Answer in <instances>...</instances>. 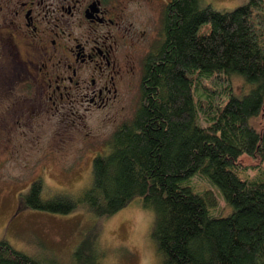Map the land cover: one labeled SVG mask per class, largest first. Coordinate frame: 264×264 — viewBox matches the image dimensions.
Instances as JSON below:
<instances>
[{
	"label": "trees",
	"instance_id": "obj_1",
	"mask_svg": "<svg viewBox=\"0 0 264 264\" xmlns=\"http://www.w3.org/2000/svg\"><path fill=\"white\" fill-rule=\"evenodd\" d=\"M106 146L77 191L36 179L23 194L36 210L96 218L74 250L75 264H100L103 221L133 199L153 214L162 264H264V174L250 178L256 170L240 160L264 167V0L231 10L169 0L137 108ZM197 174L218 188L230 214H211L213 195L188 183ZM0 264L43 263L0 240Z\"/></svg>",
	"mask_w": 264,
	"mask_h": 264
},
{
	"label": "rangeland",
	"instance_id": "obj_2",
	"mask_svg": "<svg viewBox=\"0 0 264 264\" xmlns=\"http://www.w3.org/2000/svg\"><path fill=\"white\" fill-rule=\"evenodd\" d=\"M168 1L158 0L157 5L148 9L132 4L130 13H152L154 29L160 34L162 11ZM246 1L201 0V4L231 10ZM234 85L237 91L246 89L240 79H235ZM137 90L135 86L123 106L118 103L91 111L80 107L67 115L52 110L51 114L32 118L29 126L21 128L11 124L14 116H5L3 127L8 126V131L3 133L0 129V240L43 264H75L74 250L96 218L83 210L68 214L36 210L25 204L23 194L36 179H42L51 189L72 192L85 185L90 180L93 157L106 152L116 127L132 118ZM199 123L205 125L201 116ZM240 160L260 171L257 174L249 170L250 178L263 176L262 161L246 155ZM188 183L196 192L208 191L213 195L216 204L210 208L211 214H230L232 208L216 186L198 174ZM152 224V212L142 208L138 199L106 218L98 238L104 253L100 264H162L151 237Z\"/></svg>",
	"mask_w": 264,
	"mask_h": 264
},
{
	"label": "flooded vegetation",
	"instance_id": "obj_3",
	"mask_svg": "<svg viewBox=\"0 0 264 264\" xmlns=\"http://www.w3.org/2000/svg\"><path fill=\"white\" fill-rule=\"evenodd\" d=\"M157 3L0 0L1 131H8V115L21 128L52 110L67 115L80 107L123 106L135 86L138 104L145 59L161 33L152 13L132 14L129 6Z\"/></svg>",
	"mask_w": 264,
	"mask_h": 264
}]
</instances>
